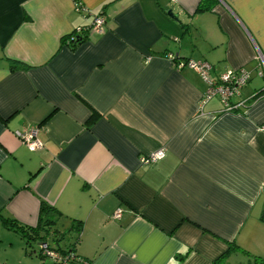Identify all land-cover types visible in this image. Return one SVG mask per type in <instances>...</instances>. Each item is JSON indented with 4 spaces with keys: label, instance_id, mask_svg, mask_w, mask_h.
<instances>
[{
    "label": "crops",
    "instance_id": "0c3cea01",
    "mask_svg": "<svg viewBox=\"0 0 264 264\" xmlns=\"http://www.w3.org/2000/svg\"><path fill=\"white\" fill-rule=\"evenodd\" d=\"M95 16L101 30L71 49ZM169 53L247 69L231 99L244 104L199 109L206 82ZM262 90L264 0H0V264H50L1 220L35 227L41 202L70 234L57 248L91 264H212L231 246L220 264L264 257ZM30 127L42 149L17 138Z\"/></svg>",
    "mask_w": 264,
    "mask_h": 264
},
{
    "label": "built area",
    "instance_id": "2783aa9c",
    "mask_svg": "<svg viewBox=\"0 0 264 264\" xmlns=\"http://www.w3.org/2000/svg\"><path fill=\"white\" fill-rule=\"evenodd\" d=\"M77 9L79 8L77 7ZM103 24L104 19L101 16H95L89 28H78L73 34L77 35L89 29L101 30ZM166 57L171 60L177 69L184 66L195 69L206 82L207 88L199 102V109L212 97L219 98L224 106V111L236 109L239 105L244 104L243 101L231 102L233 97L240 94L241 89L250 78V72L244 67L213 74L211 72L212 66L208 62L177 59L172 53L167 54ZM261 130H264V125L261 126ZM38 131V127H30L16 131L15 134L29 151H36L43 148V143L38 137ZM164 156L165 150L159 148L146 154H140L138 163L140 165H150L161 160ZM121 213L122 209L118 207L113 211L111 218L119 219ZM37 248L39 256L50 264H91V261L76 255L72 249L51 247L47 242H39Z\"/></svg>",
    "mask_w": 264,
    "mask_h": 264
},
{
    "label": "trees",
    "instance_id": "16d2710c",
    "mask_svg": "<svg viewBox=\"0 0 264 264\" xmlns=\"http://www.w3.org/2000/svg\"><path fill=\"white\" fill-rule=\"evenodd\" d=\"M200 10H201V6L200 4H198L197 11H200ZM82 40L83 38L81 36L72 33L65 37L64 42H66L67 45L70 46L71 49H74V47L77 44H79ZM257 94L258 95L264 94V90L257 92ZM93 120H94V116H92L88 120L87 124L91 125L93 123ZM59 217H61V213L58 210H56L53 207H50L44 202H41L39 206L38 221L35 227L21 225L12 218L2 217L1 220H2L3 225L7 229L15 231L20 237L26 239V245H28L29 247L30 242H33V241H36L38 243L47 242L46 235L49 230H50L53 240L56 241L57 237L60 235L61 232L53 227L56 225L57 219ZM259 220L264 222V207H262ZM75 227L77 228L78 231L80 230V224L76 225ZM235 247L231 246V249L228 248V250L224 254H222L219 258H217L212 264H220L222 261L226 259L230 250L234 249ZM241 251L243 254L247 256L246 264H264V257L258 256V255H251L245 250H241Z\"/></svg>",
    "mask_w": 264,
    "mask_h": 264
},
{
    "label": "rangeland",
    "instance_id": "374dc122",
    "mask_svg": "<svg viewBox=\"0 0 264 264\" xmlns=\"http://www.w3.org/2000/svg\"><path fill=\"white\" fill-rule=\"evenodd\" d=\"M53 228H56L58 231H60L59 229L61 228H59V225H57V226H54ZM61 233H60V235L63 233V231H60ZM59 235V236H60ZM69 236H70V234H65V236H63V238L60 240V241H58V242H56V241H54L53 240V238H52V236H49L48 238H46V240H47V242H48V244L50 245V246H52V247H59V246H61L62 248H64L66 245H67V242H68V240H69ZM32 247H34L35 248V245L34 244H32ZM241 254V253H240ZM244 255L242 254V262H239V261H237V260H234L233 262H231L230 264H246V262H247V257H246V259L243 257Z\"/></svg>",
    "mask_w": 264,
    "mask_h": 264
},
{
    "label": "water",
    "instance_id": "95a60500",
    "mask_svg": "<svg viewBox=\"0 0 264 264\" xmlns=\"http://www.w3.org/2000/svg\"><path fill=\"white\" fill-rule=\"evenodd\" d=\"M167 14H168L170 17H173V14H172L171 10H167ZM65 234H67V231L63 232L60 236H58L57 239H56V242L60 241V240L63 238V236H65ZM38 244H39V243H37V245H38ZM59 249H60V248H59Z\"/></svg>",
    "mask_w": 264,
    "mask_h": 264
},
{
    "label": "flooded vegetation",
    "instance_id": "af4514ba",
    "mask_svg": "<svg viewBox=\"0 0 264 264\" xmlns=\"http://www.w3.org/2000/svg\"><path fill=\"white\" fill-rule=\"evenodd\" d=\"M49 236H51L50 230L48 231L46 238H48Z\"/></svg>",
    "mask_w": 264,
    "mask_h": 264
}]
</instances>
